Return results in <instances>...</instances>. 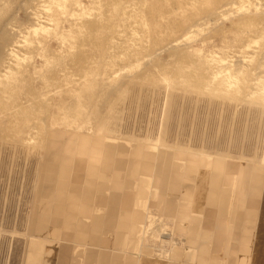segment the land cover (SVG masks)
<instances>
[{"label":"rangeland","instance_id":"rangeland-1","mask_svg":"<svg viewBox=\"0 0 264 264\" xmlns=\"http://www.w3.org/2000/svg\"><path fill=\"white\" fill-rule=\"evenodd\" d=\"M106 142L264 167V0H0V264L63 244L33 234L47 178ZM148 222L154 258L188 247L189 224Z\"/></svg>","mask_w":264,"mask_h":264},{"label":"crops","instance_id":"crops-1","mask_svg":"<svg viewBox=\"0 0 264 264\" xmlns=\"http://www.w3.org/2000/svg\"><path fill=\"white\" fill-rule=\"evenodd\" d=\"M80 155L65 158L47 178L59 190L57 205L50 221L45 213L33 234L63 244L32 241L29 260L35 264L43 257L61 264L82 259L87 264H264L263 166L232 178L222 168L230 162H198L180 151L129 150L111 142L95 144L91 159L83 158V150ZM46 208L48 202L42 205ZM233 212L235 232L228 239L227 219ZM152 214L173 227L189 224L188 247L175 249L170 260L154 258L143 244ZM39 228L45 229L43 235Z\"/></svg>","mask_w":264,"mask_h":264},{"label":"bare ground","instance_id":"bare-ground-1","mask_svg":"<svg viewBox=\"0 0 264 264\" xmlns=\"http://www.w3.org/2000/svg\"><path fill=\"white\" fill-rule=\"evenodd\" d=\"M210 165V164H209ZM223 166V165H222ZM209 168V167H208ZM223 169L225 168V171H226V173H228L229 172V174H230V176H232V178H233V176H236V174H243V176L244 175H246V174H248V172L250 171V170H248L249 168L248 167H246V168H243L242 167V170L240 171V169H238V166L237 165H235V164H231V163H227V164H224V167H222ZM209 170V169H208ZM204 176V175H203ZM203 178V177H202ZM201 178V183H204V181L205 180H203ZM56 218V217H55ZM62 223H63V221H62ZM39 230H40V235H43V233H44V228H39ZM57 230H54L53 231V236L54 237H56L57 236ZM117 238V237H116ZM87 242V241H86ZM40 257V256H39ZM171 257V256H170ZM38 258V256H33V260H35V259H37ZM32 259V258H31ZM37 262V261H36Z\"/></svg>","mask_w":264,"mask_h":264}]
</instances>
